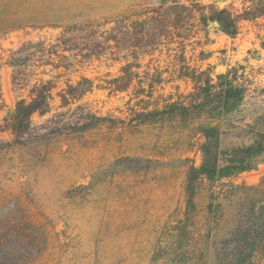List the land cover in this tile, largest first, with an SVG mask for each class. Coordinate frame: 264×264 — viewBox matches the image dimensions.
<instances>
[{
    "label": "rangeland",
    "instance_id": "rangeland-1",
    "mask_svg": "<svg viewBox=\"0 0 264 264\" xmlns=\"http://www.w3.org/2000/svg\"><path fill=\"white\" fill-rule=\"evenodd\" d=\"M195 2L227 7L235 14L252 4V0H0V139H11L4 117L20 98H30L31 84L42 79L56 82L53 107L33 116L34 131L26 144L0 152V209L27 192L46 216L47 228L56 224L60 231L64 228L60 208L67 202L63 195L72 185L91 184L87 217L73 215L80 238L89 237L103 210L122 206L133 210L130 218L140 225L137 240L146 242L154 228L183 205L184 159L199 165L202 156L196 147L186 152L175 124L136 125L132 109L179 100L193 91L194 73L216 78L238 67L249 79L252 89L245 102L222 124L224 145L247 141L246 123L264 114V16L240 18L239 32L232 37L216 22L202 25V10ZM174 4L192 8L182 9L180 21L175 14L180 8L174 9ZM146 32H156L153 42L150 35L142 37ZM27 42H44L52 54L30 49L35 52L18 67L19 81L29 85L20 87L14 83L10 60L25 55L17 52ZM128 62L139 66L135 70L146 90L140 96L139 78L127 91L107 87ZM83 77L94 80V89L62 106L58 92ZM81 117L98 124L82 130L75 125ZM126 154L134 155L133 164L143 167L134 181L126 177ZM118 192L134 200L112 201ZM211 201L220 204L221 218L203 238L217 240L219 248L227 238H261L264 245V154L250 170L205 180L198 203L205 207ZM201 214L200 225L208 212ZM89 218L91 223L85 221ZM212 245L210 254L215 252Z\"/></svg>",
    "mask_w": 264,
    "mask_h": 264
},
{
    "label": "trees",
    "instance_id": "trees-1",
    "mask_svg": "<svg viewBox=\"0 0 264 264\" xmlns=\"http://www.w3.org/2000/svg\"><path fill=\"white\" fill-rule=\"evenodd\" d=\"M193 4L202 10L199 18L202 25L209 26L210 22H216L221 31L232 37L239 32L240 18L264 16V0H252V4L239 14L227 7L199 5L198 2ZM174 5V9L180 8L175 11L177 20L183 17L182 9L192 8L184 4ZM206 9L207 12L203 11ZM148 33L142 37L150 35L149 41L153 42L157 37L156 32ZM32 48L52 54L51 48L44 42L23 44L17 53L25 55L10 60L15 69L14 83L20 87L29 85L19 81L18 73L21 70L18 67L25 64L24 60L30 59L35 52L30 50ZM21 59L22 62H19ZM135 67H139L136 62L125 64L120 75L107 81V87L112 92L129 90L140 77ZM239 71L238 67H231L217 74L216 78L210 74L203 78L205 72L191 74L194 89L179 100L152 108L145 104L140 110L132 109V121L136 125L175 124L173 128H179L177 132L185 139L186 152L196 147L202 156L199 165L190 158L184 159L183 205L170 220L155 227L146 242L137 240L140 225L130 218L132 214L129 213H133V210H126L122 206L103 210L98 215L99 222L90 228L89 237L80 238L73 215L76 213V216L83 214L82 217H87L86 204L90 202L91 184L72 185L63 195L67 202L60 208L64 222V228L60 231L56 224L51 229L47 228L44 222L46 216L40 206L32 203L29 193L24 192L12 197L0 209V264H39L40 261L44 264H264L261 238H227L221 242V248L216 247L217 240L203 238L212 231L211 225L219 222L221 211L220 204L215 205L212 201L205 207H200L198 203L205 180L215 181L250 170L255 167L258 157L264 154V114L246 123L249 131L247 141L223 144L222 124L242 106L252 89L249 79ZM138 80L141 87L137 94L140 96L146 90L141 78ZM55 88L53 79H42L31 84L30 98H20L14 110L4 117V130L9 131L12 137L9 140L0 139V152L26 144L34 131L33 116L36 113L45 114L53 107ZM93 89L94 80L88 77L76 83L69 82L66 88L58 92L61 105L66 106ZM80 119L82 117L75 125L82 130L98 124ZM133 158L131 154L123 158L129 172L126 177L132 181L143 169L139 164H133ZM123 199L134 200L128 193L118 192L112 201L120 202ZM204 211L208 214L200 225ZM125 218L128 219L126 222ZM85 221L91 223L90 218ZM211 244H215L213 254L209 252Z\"/></svg>",
    "mask_w": 264,
    "mask_h": 264
}]
</instances>
